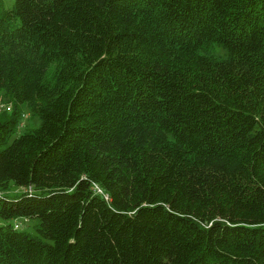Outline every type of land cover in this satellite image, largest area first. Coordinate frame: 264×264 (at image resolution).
<instances>
[{
	"label": "trees",
	"instance_id": "1",
	"mask_svg": "<svg viewBox=\"0 0 264 264\" xmlns=\"http://www.w3.org/2000/svg\"><path fill=\"white\" fill-rule=\"evenodd\" d=\"M1 92L0 264H264V0H0Z\"/></svg>",
	"mask_w": 264,
	"mask_h": 264
},
{
	"label": "rangeland",
	"instance_id": "2",
	"mask_svg": "<svg viewBox=\"0 0 264 264\" xmlns=\"http://www.w3.org/2000/svg\"><path fill=\"white\" fill-rule=\"evenodd\" d=\"M3 5L6 7H11L14 0H2ZM224 49L222 47H216V54H223ZM8 96H6L3 92L0 93V113L4 111L5 113H9L12 110V105L10 104V101L8 100ZM24 113H22L21 116H19V122L18 126L15 129V133H13L12 137H16L18 134L26 131H30L32 128L38 126L41 123L40 118L36 114H32L29 109L26 107L23 110ZM9 190L7 193L11 194L13 192H19L21 189L20 187H16L12 182L9 183ZM5 193V192H4ZM11 223L14 227H16L18 230H26L28 232H31V234L38 233L35 225L37 221H39L38 218H20V219H10Z\"/></svg>",
	"mask_w": 264,
	"mask_h": 264
},
{
	"label": "built area",
	"instance_id": "3",
	"mask_svg": "<svg viewBox=\"0 0 264 264\" xmlns=\"http://www.w3.org/2000/svg\"><path fill=\"white\" fill-rule=\"evenodd\" d=\"M0 108H1V105H0ZM27 190H29V192L31 191V189L29 187L26 188ZM97 190L99 191V189L97 188ZM4 192L0 189V196L3 195Z\"/></svg>",
	"mask_w": 264,
	"mask_h": 264
}]
</instances>
